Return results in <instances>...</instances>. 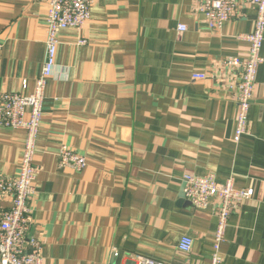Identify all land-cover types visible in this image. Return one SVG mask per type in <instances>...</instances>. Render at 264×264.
Masks as SVG:
<instances>
[{
    "label": "crops",
    "instance_id": "crops-1",
    "mask_svg": "<svg viewBox=\"0 0 264 264\" xmlns=\"http://www.w3.org/2000/svg\"><path fill=\"white\" fill-rule=\"evenodd\" d=\"M197 8L198 0H94L80 30L60 33L29 201L42 264H135L136 256L210 264L213 205L197 210L181 198L184 175L208 173L253 191L229 219L222 264H264V42L247 133L235 144L236 71L220 63L245 56L239 36L252 31L255 11L242 6L209 31ZM46 13L40 0H0V93H32ZM25 136L0 128V175L18 172ZM62 146L85 158L82 171L58 167ZM8 207L0 200V212ZM185 236L188 255L177 250Z\"/></svg>",
    "mask_w": 264,
    "mask_h": 264
},
{
    "label": "built area",
    "instance_id": "built-area-1",
    "mask_svg": "<svg viewBox=\"0 0 264 264\" xmlns=\"http://www.w3.org/2000/svg\"><path fill=\"white\" fill-rule=\"evenodd\" d=\"M47 5L45 59L40 75L35 80L33 91L28 96L0 93V128L25 132L22 156L18 172L13 177L0 175V200L9 204L0 212V264H42L41 244L30 236L31 210L29 201L35 194L36 178L40 168L33 164L36 140L42 119V105L47 81L56 68V54L59 35L68 29L80 30L90 19L94 0H40ZM242 6L255 11L252 31L239 36L248 49L243 57L225 59L221 68L235 70L232 91L236 100L237 114L233 143H239L246 135L248 115L252 103L258 67L262 64L261 49L264 42V0H198L197 11L202 15L206 28L216 31L232 20ZM179 31L185 27L179 26ZM85 45L86 41H79ZM203 75L194 78H203ZM25 89L26 83H22ZM58 167L82 171L86 167L83 156L68 147L59 149ZM184 199L197 210H207L213 205L216 229L213 234V253L210 264H222L221 245L229 219L240 205L248 201L253 191L250 188L236 189L233 178L217 183L215 175L186 174L183 176ZM192 239L182 237L177 250L183 255L190 254ZM135 264H168L150 258L136 256ZM189 264V263H187Z\"/></svg>",
    "mask_w": 264,
    "mask_h": 264
},
{
    "label": "water",
    "instance_id": "water-1",
    "mask_svg": "<svg viewBox=\"0 0 264 264\" xmlns=\"http://www.w3.org/2000/svg\"><path fill=\"white\" fill-rule=\"evenodd\" d=\"M182 191H183V188H182ZM181 198L184 199L183 193H182V195H181Z\"/></svg>",
    "mask_w": 264,
    "mask_h": 264
}]
</instances>
